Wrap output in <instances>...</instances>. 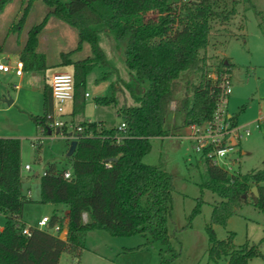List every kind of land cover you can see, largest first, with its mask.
<instances>
[{
	"label": "trees",
	"instance_id": "1",
	"mask_svg": "<svg viewBox=\"0 0 264 264\" xmlns=\"http://www.w3.org/2000/svg\"><path fill=\"white\" fill-rule=\"evenodd\" d=\"M34 1L28 0L19 25L25 22ZM42 1L48 12L43 22L29 31L20 56L24 70L51 67L46 55L37 51L38 33L49 17L72 27L77 32L78 44L76 49L61 54V65L72 67L75 79L72 115L77 116L85 108L86 97L82 92L88 74L95 65L107 64L98 43V31H106L125 49L126 65L134 73L126 89L136 105L117 109L121 124L126 125L124 130H119L120 125L109 129L102 121H80L76 125L82 131H75L77 138L68 141L69 146L77 142L70 157L72 177L65 178L67 169L56 163H49L45 174L40 176V203L55 206L45 229L23 220V208L30 198L22 188L24 164L20 141L0 138V214L6 216L0 233V264H59L64 253L80 256L87 232L94 229L113 236L149 234L152 239L169 245L173 175L163 166L145 164L143 158L152 149V139L171 135L165 124L173 111L171 104L181 91L184 74H197L199 78L186 88L192 97L177 102L174 112L183 114L184 126L204 124L212 119L220 89L202 55L211 42L212 23L229 20L236 14L238 4H251L254 0ZM6 3L7 0L0 1V13ZM85 44L90 46L92 57L74 60L73 54ZM230 69L231 64L222 60L214 73H230ZM117 88L114 84L113 90ZM95 101L104 106L118 104L115 93ZM43 106V114L33 116L32 120L41 132L48 133L47 116L53 109L48 85L44 88ZM233 123L237 124L236 116ZM64 132L67 133L66 128ZM197 166L202 169L201 192L208 190L219 198L207 226L210 258L225 257L227 264H248L251 258L263 256L256 245L235 247L232 234L228 240L217 239L212 225L225 224L250 199L264 212V166L244 174H229L205 156H199ZM253 187H257L258 197L252 192ZM56 225L67 229L65 239L52 231ZM27 226L30 235L23 234Z\"/></svg>",
	"mask_w": 264,
	"mask_h": 264
},
{
	"label": "rangeland",
	"instance_id": "2",
	"mask_svg": "<svg viewBox=\"0 0 264 264\" xmlns=\"http://www.w3.org/2000/svg\"><path fill=\"white\" fill-rule=\"evenodd\" d=\"M27 2L7 0L0 13L2 63L13 65L14 60H20L29 31L47 15L48 8L43 1L35 0L25 22L19 25ZM149 16L154 18L155 15ZM212 25L211 42L202 55L212 74L220 61L231 64L232 93L228 110L237 117L239 126L249 124L251 128V135L241 141L240 150L245 153H241V160L235 166L239 169L237 173L244 174L264 166V122L257 127L258 119L264 116V0L238 4L233 17L225 22L214 21ZM98 43L107 64L95 65L86 78L82 95L87 92L89 96L85 99L83 113L74 116V103L67 105L63 120L65 128L69 129L68 135L72 132L70 128L80 121H102L107 128H114L122 122L117 109L136 105L126 89L134 73L126 65L124 47L106 31H98ZM77 44V32L72 27L49 17L38 33L37 51L46 55L51 67L25 72L21 81L13 74L0 71V138L18 139L23 164L32 166V171L23 170L22 177L23 192L30 198L23 208V220L31 226H36L44 216L50 217L55 209L51 203H40V176L46 166L56 163L61 168H72L71 158L67 157L70 148L67 135L54 129L51 134L41 132L32 117L43 114V89L48 77L55 72L72 73L71 66L61 65V54L76 49ZM87 57H92L88 44L72 56L74 60ZM9 58L12 61H8ZM105 74L107 78H103ZM198 78L197 74L183 75L181 91L174 102L176 106L184 97H192L186 88ZM114 84L118 87L115 91ZM113 93L118 98L117 105L96 103V98ZM10 99L11 104L8 103ZM165 128L171 135L152 139V149L143 162L163 166L173 175V209L168 223L170 244L156 241L149 234L113 236L105 230L94 229L87 232L80 256L64 253L59 264H227L225 257L213 260L209 256L207 226L211 224L213 205L219 198L208 190L201 192L199 155L189 141L179 138L188 130L183 114L171 111ZM67 222L66 219L65 224ZM5 224L6 216L0 214V233ZM212 227L219 240H228L232 234L235 247L258 246L263 256L251 258L248 264H264V212L255 207L252 199L236 209L225 224ZM61 238L66 237L61 235Z\"/></svg>",
	"mask_w": 264,
	"mask_h": 264
},
{
	"label": "built area",
	"instance_id": "3",
	"mask_svg": "<svg viewBox=\"0 0 264 264\" xmlns=\"http://www.w3.org/2000/svg\"><path fill=\"white\" fill-rule=\"evenodd\" d=\"M0 71L21 76L24 72V63L22 60H18L13 65L0 63ZM211 78L218 81V87L220 89V92L216 96V107L212 119L204 124H190L187 126V132L179 138L189 141L195 153L199 156L209 158L213 165L224 169L229 174L237 173L239 169L235 168V166L241 160V153L243 154L240 150V144L244 137L251 135V128L249 124L239 126L238 123H233V115L228 110L229 98L232 93L231 73L223 72L220 75L213 73ZM50 87L53 98V109L47 116L50 122L49 131L52 133V129L56 130V132L59 129V133L63 132L67 135V139L72 140L77 138L74 132H81L82 128L76 126L71 127L72 132L68 135L64 132L66 122L63 120L67 105L74 103V75L68 72L54 73L50 78ZM88 96L89 94L86 92L85 97L87 98ZM171 109L173 111L176 109V103L172 102ZM261 122H264V116L258 119L257 127L260 126ZM118 128L119 130H124L126 125L122 123ZM107 166L112 168L111 164H107ZM23 170L32 171V166L26 164L23 166ZM44 174L45 172H43ZM64 177H72L71 169H67L64 172ZM83 218L87 221L86 214L83 215ZM49 221L50 217L44 216L38 221L36 227L39 229L48 228ZM52 231L60 234V237L61 235L65 237L67 235V229L65 227L61 229L59 225H56ZM23 234L30 235L28 226L23 229Z\"/></svg>",
	"mask_w": 264,
	"mask_h": 264
},
{
	"label": "water",
	"instance_id": "4",
	"mask_svg": "<svg viewBox=\"0 0 264 264\" xmlns=\"http://www.w3.org/2000/svg\"><path fill=\"white\" fill-rule=\"evenodd\" d=\"M8 103L11 104L12 103V100H8ZM51 133V131H49V134ZM57 133H59V129L57 130ZM76 147H77V142L73 141L70 145V148H69V151L67 153V157H72V155L74 154L75 150H76ZM115 160L114 158L113 159H110V161H113ZM252 192L255 194L256 197H258V189L257 187H253L252 188Z\"/></svg>",
	"mask_w": 264,
	"mask_h": 264
},
{
	"label": "crops",
	"instance_id": "5",
	"mask_svg": "<svg viewBox=\"0 0 264 264\" xmlns=\"http://www.w3.org/2000/svg\"><path fill=\"white\" fill-rule=\"evenodd\" d=\"M21 60V59H20ZM8 61H12V60H10V58L8 59ZM18 60H14L12 63H16ZM0 63H2V62H0ZM4 63V62H3ZM25 72H28V71H25L24 70V72H23V74L21 75V76H16L14 73H10V74H13V75H15L16 77H18L19 79H20V81L21 80H23L24 79V73ZM56 73V72H55ZM54 74V73H53ZM51 76H52V74L48 77V83L46 82L45 83V85H48V86H50V78H51ZM45 85H44V88H45ZM16 87L18 86V85H15ZM20 87V86H19ZM13 102V101H12ZM43 104H44V89H43ZM43 111H44V106H43ZM245 152H243V154H244ZM27 164V163H26ZM26 164H24V165H26ZM66 213H67V211H66Z\"/></svg>",
	"mask_w": 264,
	"mask_h": 264
}]
</instances>
